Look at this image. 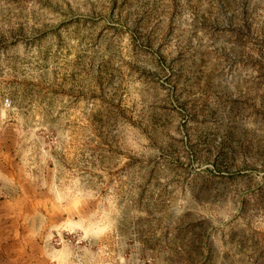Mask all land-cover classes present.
<instances>
[{
	"label": "rangeland",
	"instance_id": "1",
	"mask_svg": "<svg viewBox=\"0 0 264 264\" xmlns=\"http://www.w3.org/2000/svg\"><path fill=\"white\" fill-rule=\"evenodd\" d=\"M17 194L65 264H264V0H0Z\"/></svg>",
	"mask_w": 264,
	"mask_h": 264
},
{
	"label": "crops",
	"instance_id": "2",
	"mask_svg": "<svg viewBox=\"0 0 264 264\" xmlns=\"http://www.w3.org/2000/svg\"><path fill=\"white\" fill-rule=\"evenodd\" d=\"M32 200L29 205L25 195L17 194L4 201L0 215L10 220L4 222L0 235L1 243L6 242L0 247V264H65L64 259L56 258V252H50L42 225H37L40 210L36 198Z\"/></svg>",
	"mask_w": 264,
	"mask_h": 264
}]
</instances>
